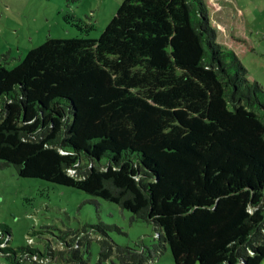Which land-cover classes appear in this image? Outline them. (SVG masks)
Listing matches in <instances>:
<instances>
[{"label": "trees", "instance_id": "16d2710c", "mask_svg": "<svg viewBox=\"0 0 264 264\" xmlns=\"http://www.w3.org/2000/svg\"><path fill=\"white\" fill-rule=\"evenodd\" d=\"M212 16L210 0H123L97 39L0 61V167L151 223L174 264H261L264 88ZM10 235L0 224L11 264L50 256Z\"/></svg>", "mask_w": 264, "mask_h": 264}, {"label": "rangeland", "instance_id": "374dc122", "mask_svg": "<svg viewBox=\"0 0 264 264\" xmlns=\"http://www.w3.org/2000/svg\"><path fill=\"white\" fill-rule=\"evenodd\" d=\"M122 2L0 0V61L13 68L47 38L97 39ZM210 5L218 41L237 53L249 79L264 88V0H210ZM92 199L74 188L23 179L13 167H0V224L10 228L9 245L50 252L20 264H131L132 258L143 259V264H174L168 246H159L151 223ZM104 242L110 248L102 256ZM0 264L11 263L0 256Z\"/></svg>", "mask_w": 264, "mask_h": 264}, {"label": "crops", "instance_id": "0c3cea01", "mask_svg": "<svg viewBox=\"0 0 264 264\" xmlns=\"http://www.w3.org/2000/svg\"><path fill=\"white\" fill-rule=\"evenodd\" d=\"M234 13V12H233ZM235 14V13H234ZM236 22H238V23H242V21H241V18L239 17L237 20H236Z\"/></svg>", "mask_w": 264, "mask_h": 264}, {"label": "water", "instance_id": "95a60500", "mask_svg": "<svg viewBox=\"0 0 264 264\" xmlns=\"http://www.w3.org/2000/svg\"><path fill=\"white\" fill-rule=\"evenodd\" d=\"M196 264H199V262H197Z\"/></svg>", "mask_w": 264, "mask_h": 264}]
</instances>
